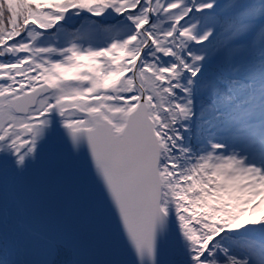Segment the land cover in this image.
<instances>
[{"label": "snow or ice", "instance_id": "6c2138e0", "mask_svg": "<svg viewBox=\"0 0 264 264\" xmlns=\"http://www.w3.org/2000/svg\"><path fill=\"white\" fill-rule=\"evenodd\" d=\"M53 142L131 264H264V0H0V264H123L9 244L7 174Z\"/></svg>", "mask_w": 264, "mask_h": 264}, {"label": "water", "instance_id": "95a60500", "mask_svg": "<svg viewBox=\"0 0 264 264\" xmlns=\"http://www.w3.org/2000/svg\"><path fill=\"white\" fill-rule=\"evenodd\" d=\"M82 159L73 158L65 145L46 147L34 167L16 177L12 192L24 211L23 221L31 232L62 241L72 259H118L131 264L123 242L114 234L100 238L81 207L75 176Z\"/></svg>", "mask_w": 264, "mask_h": 264}, {"label": "rangeland", "instance_id": "374dc122", "mask_svg": "<svg viewBox=\"0 0 264 264\" xmlns=\"http://www.w3.org/2000/svg\"><path fill=\"white\" fill-rule=\"evenodd\" d=\"M1 173V172H0ZM15 176V174H12V177ZM11 177V178H12ZM11 178H8L9 180H7V185H10L9 183H11ZM3 181V173L0 174V183H2ZM7 204H11L12 206V211H8V218H7V231H10V234L8 235V241L10 242V244L16 239V237L18 236L19 233H21L24 229H23V224H22V211L16 208V204L14 202H12L11 200H9V191H8V201ZM3 207V201L0 200V208ZM0 221L3 225V219L2 216H0ZM4 229V227H3ZM32 238L39 243L40 248L38 249V251L43 254L44 252V244H45V240L36 237V236H32ZM56 259H60V260H66L68 259V257L66 256V254H64L63 252H60V255L56 257Z\"/></svg>", "mask_w": 264, "mask_h": 264}, {"label": "trees", "instance_id": "16d2710c", "mask_svg": "<svg viewBox=\"0 0 264 264\" xmlns=\"http://www.w3.org/2000/svg\"><path fill=\"white\" fill-rule=\"evenodd\" d=\"M10 185H8V191H9V200H11L12 202H14L15 204H16V208L17 209H19V210H21L20 209V207H19V205H18V203H17V201H16V199L14 198V196L12 195V193H11V190H10V186H11V183H9ZM12 206H11V204H9L8 205V211H12ZM8 222V221H7ZM22 226H23V229L25 228V225H24V223L22 222ZM3 227H4V223H3V225H2V223H1V221H0V238H2V236H3V232H4V229H3ZM7 234H10V231H7ZM32 234V236H36V237H39V236H37V235H35V234H33V233H31ZM40 238V237H39ZM42 239V238H41ZM44 240V239H43ZM9 244H10V242H9ZM61 252H63L64 254H66V256L68 257V259H70V253H69V250H67V249H64V248H62L61 249Z\"/></svg>", "mask_w": 264, "mask_h": 264}, {"label": "flooded vegetation", "instance_id": "af4514ba", "mask_svg": "<svg viewBox=\"0 0 264 264\" xmlns=\"http://www.w3.org/2000/svg\"><path fill=\"white\" fill-rule=\"evenodd\" d=\"M58 145H61V143L53 142V143H50L47 147L51 148V147L58 146ZM9 172H11V171H9Z\"/></svg>", "mask_w": 264, "mask_h": 264}]
</instances>
